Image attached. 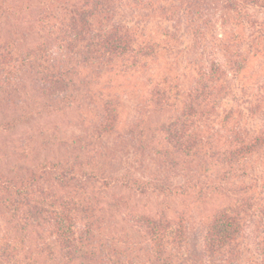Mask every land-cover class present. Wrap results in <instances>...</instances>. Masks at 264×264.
<instances>
[{
	"label": "trees",
	"instance_id": "1",
	"mask_svg": "<svg viewBox=\"0 0 264 264\" xmlns=\"http://www.w3.org/2000/svg\"><path fill=\"white\" fill-rule=\"evenodd\" d=\"M166 1L0 0V25L11 33L0 38V107L92 102L96 111L85 135L46 146L72 156L0 169V209L46 232L58 264H264V0ZM213 4L231 15L208 21ZM162 10L169 14L157 18ZM161 58L169 65L155 71ZM109 72L145 78L141 102L160 119L150 137L142 120L126 131L178 179L143 178L110 159L104 166L101 142L120 115V97L101 80ZM193 188L228 198L196 238L186 212L170 204ZM136 197L159 205L138 211ZM107 214L131 231L106 235ZM9 245L0 241V264L19 262Z\"/></svg>",
	"mask_w": 264,
	"mask_h": 264
},
{
	"label": "rangeland",
	"instance_id": "2",
	"mask_svg": "<svg viewBox=\"0 0 264 264\" xmlns=\"http://www.w3.org/2000/svg\"><path fill=\"white\" fill-rule=\"evenodd\" d=\"M164 2V0H162ZM165 7L175 4L174 0H167ZM208 10H204L208 21L221 19V16L231 15L229 10L220 5L213 4L209 6ZM203 10V9H202ZM157 18L163 19L166 12L162 10V15L154 11ZM155 19V18H154ZM8 25H0V38L9 39L11 33L8 30ZM208 30H212L207 22ZM222 28L217 25L215 32L221 33ZM25 41V40H23ZM180 57L178 63L180 67L183 65ZM169 61L163 58L158 59L152 63L155 71L164 70L168 67ZM179 67V66H178ZM179 68L177 72H185ZM110 76V77H109ZM107 82L110 92H114L120 97V115L119 123L115 133L105 138L101 142V149L104 151L102 162L108 166L110 159L111 168L120 171H128L134 175H140L143 178L160 173L161 175H169L174 181L179 178L176 171L169 169L167 165L161 166L159 169L156 162L150 160L148 156V148L143 149L139 135L136 134L131 137L126 129L128 125L141 121V129L146 133V137H150L154 125L157 124L160 117L152 110L144 108L142 104L140 93L144 89L145 78L143 76H126L114 75L113 73H106L101 80ZM132 89V90H131ZM130 93V94H129ZM20 102V101H19ZM89 105L82 107H72L59 111H50L39 103H34L32 100L25 102L21 101L18 106L13 108L10 106L0 107V169L8 170L11 165L15 163H37L43 158L53 159L57 154L61 157H70L73 155L72 149L58 150L49 149L48 146L61 138H70L76 135H85L88 131L90 120L94 117L95 109ZM96 103V102H95ZM97 104V103H96ZM98 110V106L96 108ZM26 115L25 120L17 123L14 128L4 129L2 125L4 121ZM24 119V118H22ZM128 123V124H127ZM127 133V134H126ZM47 142H49L47 144ZM144 160L142 163L141 160ZM144 165V166H143ZM165 173V174H163ZM193 192L186 196L174 198L170 204L173 207L181 210L183 209L188 217V227L192 233V237L196 238L200 228L207 222L214 210L223 203L228 201L226 196L218 195L216 192H199L198 189L193 188ZM160 198H143L136 197L132 199L134 208L138 211H149L159 205ZM108 217V218H107ZM106 226L104 233L106 235L117 234L123 230L131 231L128 223L121 220L120 217H111L107 214ZM132 231V235H133ZM0 241L10 243L16 249L17 264H58L56 256V247L54 250V260L50 258L48 245L49 240L46 232L35 226L23 225L11 218L9 213L0 209ZM56 256V257H55Z\"/></svg>",
	"mask_w": 264,
	"mask_h": 264
}]
</instances>
